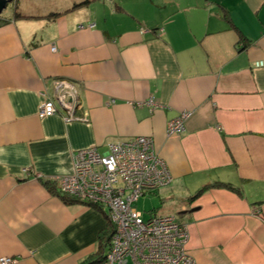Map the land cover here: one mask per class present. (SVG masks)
<instances>
[{
	"label": "crops",
	"instance_id": "crops-1",
	"mask_svg": "<svg viewBox=\"0 0 264 264\" xmlns=\"http://www.w3.org/2000/svg\"><path fill=\"white\" fill-rule=\"evenodd\" d=\"M14 2L0 14V257L89 264L104 209L43 181L81 149L146 135L173 175L156 212L189 225L196 264H264V0ZM56 86L76 92L68 111ZM47 99L62 109L41 118Z\"/></svg>",
	"mask_w": 264,
	"mask_h": 264
},
{
	"label": "built area",
	"instance_id": "built-area-1",
	"mask_svg": "<svg viewBox=\"0 0 264 264\" xmlns=\"http://www.w3.org/2000/svg\"><path fill=\"white\" fill-rule=\"evenodd\" d=\"M254 67L264 68V58L256 60ZM144 103L156 104L154 98ZM39 108L41 118L57 113L51 99ZM188 115L183 112L171 119L168 132L183 134ZM171 181L172 172L157 153L154 139L139 135L111 143L105 152L97 146L79 150L74 157L73 173L58 177L57 187L65 194L103 208L114 225L109 249L97 264H194L186 223L171 214H153L144 219L134 205L139 197ZM0 264H15V258L2 256Z\"/></svg>",
	"mask_w": 264,
	"mask_h": 264
},
{
	"label": "rangeland",
	"instance_id": "rangeland-1",
	"mask_svg": "<svg viewBox=\"0 0 264 264\" xmlns=\"http://www.w3.org/2000/svg\"><path fill=\"white\" fill-rule=\"evenodd\" d=\"M15 1V2H14ZM12 2H14V3H16V0H13ZM11 2V3H12ZM10 3V4H11ZM9 4V5H10ZM10 6H9V10H10ZM7 10V9H6ZM5 11V10H4ZM14 13H12L11 14V18H14ZM17 15L18 16H22V14H21V12L20 11H18L17 12ZM10 17V16H9ZM8 17V18H9ZM54 47H56V46H53V48L52 49H54ZM55 95H56V98L58 99V102L60 101H62L63 103H65V104H61L60 102H59V104L62 106V108H64L65 110H67L68 111V109L72 106V104L70 105V104H68V103H66V102H64L65 101V98H66V95H69V96H71L70 94V91H71V89H68V91H65L64 90V87H61V86H56L55 87ZM72 92V97H73V101L74 100H78V98L76 97V96H74L75 95V91H71ZM77 98V99H76ZM47 100H50V99H47ZM47 100H45V101H47ZM51 100H53V99H51ZM64 100V101H63ZM44 101V102H45ZM54 101V100H53ZM44 102H42V104L44 103ZM145 102H148V100H146ZM41 104V105H42ZM78 104H80V103H78ZM152 106V105H151ZM56 108H57V111L56 112H59V109H62V108H60V106L56 103ZM40 109V108H39ZM38 112H39V110H38ZM56 114V113H55ZM54 115V114H53ZM38 116H39V113H38ZM50 116H52V115H50ZM66 116H67V118H69V115H67V113H66ZM48 117V116H47ZM73 117H74V115H73ZM45 118V117H44ZM73 173V171L70 173V174H72ZM70 174H67V175H70ZM58 178V177H57ZM57 178H54V179H52V180H54L55 181V184L57 185ZM172 178H173V175H172ZM162 188H164V187H162ZM159 190V189H158ZM157 192L156 191H149V192H147L146 193V195H144V196H142V197H139L138 198V200L135 202V206L137 207V209L138 210H140L141 212H142V216L144 217V219H147L148 217H150L151 215H164V214H159V213H157V212H155V211H153L154 209L153 208H155V207H160L159 205H161V201H160V199H159V196H158V193L156 194ZM79 199V198H78ZM81 200V199H80ZM82 201H84V200H82ZM85 203L84 204H89L88 202H86V201H84ZM91 206H93V205H91ZM97 207H99V206H97ZM105 211V210H104ZM256 211H258L257 209H256ZM165 214H171V215H175L179 220H180V218L178 217V215L177 214H173V213H165ZM187 224V223H186ZM188 225V224H187ZM188 228H189V225H188ZM113 233H114V229H113V231L111 232V234H110V236L108 237V241H107V244H106V246H105V249L102 251V252H100L99 254H97L98 253V251H99V248H98V251L96 252V254H95V256H94V258L91 260V262H89V264H97V263H99L105 256V253H107V251H108V249H109V246H110V242L112 241V237H113ZM189 233H190V228H189ZM103 255V256H102ZM192 258L194 259V264H196V260H195V257L192 255Z\"/></svg>",
	"mask_w": 264,
	"mask_h": 264
},
{
	"label": "trees",
	"instance_id": "trees-1",
	"mask_svg": "<svg viewBox=\"0 0 264 264\" xmlns=\"http://www.w3.org/2000/svg\"><path fill=\"white\" fill-rule=\"evenodd\" d=\"M44 185L54 194H56L57 196H59L64 202L66 203H85L84 201L75 198L71 195L65 194L62 191H60V189L57 187V185L55 184V181L52 179H47L43 181ZM214 186H225V187H231L233 188V186H230V184L228 183H224V182H217ZM209 186H204L202 189H200L199 191H197V193L193 196H197L200 193H202L205 189H207ZM160 190V189H159ZM157 192V190H156ZM157 194V193H156ZM88 205H93V204H88ZM95 207H97L96 205H93ZM156 212L157 209H159V207H155L153 208ZM106 216H107V223L105 225V227L101 230L100 232V239H99V251L97 254H99L100 252H102L105 249V246L107 244L108 241V237L110 236L111 232L114 229V225L112 224V222L109 220L107 212L104 211ZM103 256V255H102Z\"/></svg>",
	"mask_w": 264,
	"mask_h": 264
},
{
	"label": "water",
	"instance_id": "water-1",
	"mask_svg": "<svg viewBox=\"0 0 264 264\" xmlns=\"http://www.w3.org/2000/svg\"><path fill=\"white\" fill-rule=\"evenodd\" d=\"M13 0H0V14L4 12V10L7 9L8 5L12 2ZM73 101V98H71ZM71 101V103H72Z\"/></svg>",
	"mask_w": 264,
	"mask_h": 264
}]
</instances>
